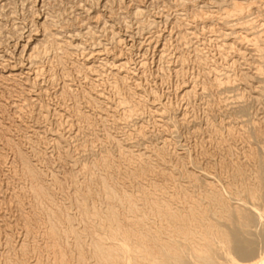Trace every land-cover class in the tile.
<instances>
[{
  "label": "bare ground",
  "instance_id": "bare-ground-1",
  "mask_svg": "<svg viewBox=\"0 0 264 264\" xmlns=\"http://www.w3.org/2000/svg\"><path fill=\"white\" fill-rule=\"evenodd\" d=\"M0 264H264V0H0Z\"/></svg>",
  "mask_w": 264,
  "mask_h": 264
}]
</instances>
